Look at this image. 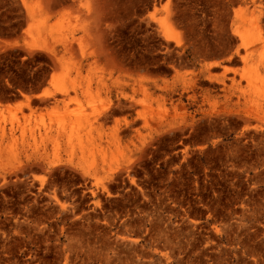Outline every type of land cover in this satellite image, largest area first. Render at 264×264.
Wrapping results in <instances>:
<instances>
[{"label":"rangeland","instance_id":"rangeland-1","mask_svg":"<svg viewBox=\"0 0 264 264\" xmlns=\"http://www.w3.org/2000/svg\"><path fill=\"white\" fill-rule=\"evenodd\" d=\"M0 264H264V0H0Z\"/></svg>","mask_w":264,"mask_h":264},{"label":"bare ground","instance_id":"bare-ground-1","mask_svg":"<svg viewBox=\"0 0 264 264\" xmlns=\"http://www.w3.org/2000/svg\"><path fill=\"white\" fill-rule=\"evenodd\" d=\"M239 16H245V14H246V11L245 10H243V8L241 9L240 8V10H239ZM152 15H154V14H152ZM242 19V18H241ZM252 19V18H251ZM255 19V18H254ZM245 20V19H244ZM253 20V19H252ZM254 22H256L255 20H254ZM258 23V22H257ZM236 28V27H235ZM237 28H238V26H237ZM235 29V33L236 34H238V35H240L241 37L243 36V33H245L246 35H248V36H253V32L254 31H256V30H260V28H259V26L255 23V24H253L250 28H248V30H246L245 32H243V30L242 31H240V30H238V29ZM57 81V76L54 74L53 75V77H52V80H51V82L52 83H54V82H56ZM45 91L47 92V89H45Z\"/></svg>","mask_w":264,"mask_h":264}]
</instances>
